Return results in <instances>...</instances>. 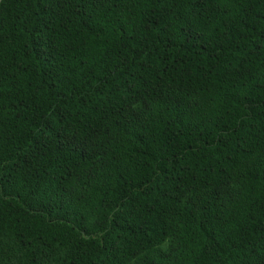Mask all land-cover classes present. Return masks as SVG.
I'll return each instance as SVG.
<instances>
[{"label":"trees","instance_id":"obj_1","mask_svg":"<svg viewBox=\"0 0 264 264\" xmlns=\"http://www.w3.org/2000/svg\"><path fill=\"white\" fill-rule=\"evenodd\" d=\"M0 264H264V0H0Z\"/></svg>","mask_w":264,"mask_h":264}]
</instances>
